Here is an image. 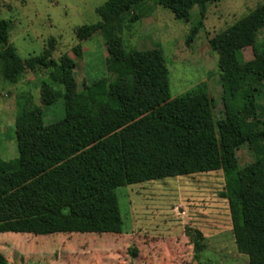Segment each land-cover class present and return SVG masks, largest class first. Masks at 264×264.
Segmentation results:
<instances>
[{"label":"trees","instance_id":"obj_1","mask_svg":"<svg viewBox=\"0 0 264 264\" xmlns=\"http://www.w3.org/2000/svg\"><path fill=\"white\" fill-rule=\"evenodd\" d=\"M219 1L108 0L96 10L98 24L76 30L78 42L102 34L107 51L106 76L81 90L71 57L52 59L53 38L40 55L21 60L8 41L10 23L0 18L2 78L16 83L26 71H44L47 78L39 85L41 107L29 93L17 103L18 158L0 160V234H122L116 189L221 171L220 197L227 202L235 249L248 264H264V108L257 100L264 47L256 43L264 3L208 41L218 55V117L205 84L172 98L161 50L126 52L118 36L147 2L186 22L196 7L199 21L187 38L190 44L207 6ZM246 48L253 56L247 61ZM72 53L82 58L80 44ZM60 99L63 119L45 125L44 111ZM243 148L251 161L241 166L237 153ZM195 234L197 250L201 236ZM0 264H9L1 252Z\"/></svg>","mask_w":264,"mask_h":264},{"label":"rangeland","instance_id":"obj_2","mask_svg":"<svg viewBox=\"0 0 264 264\" xmlns=\"http://www.w3.org/2000/svg\"><path fill=\"white\" fill-rule=\"evenodd\" d=\"M108 0H1L0 18L10 24L8 41L25 60L40 55L49 39L55 40L52 59L68 54L75 63L78 90L106 76L107 51L102 34L78 42L76 30L100 22L96 10ZM264 0H221L209 4L203 26L187 44L190 31L199 21L197 8L186 21L177 20L160 6L147 2L118 33L126 52L159 49L168 70L170 96L176 98L205 84L213 100L216 117L222 111L218 55L208 45L216 34L253 11ZM132 12L126 15L129 19ZM264 47V28L256 40ZM80 44L82 58L72 53ZM252 59L251 48L242 52ZM44 71H26L16 83L0 74V160L18 158L15 139L17 103L29 93L39 101ZM62 90L61 87H56ZM264 108L263 90L257 96ZM62 100L43 113L45 125L62 120ZM241 166L251 157L245 148L237 153ZM221 171L123 186L114 191L122 218V234H0V252L9 264H248L237 253L231 231ZM201 239L197 242L196 234Z\"/></svg>","mask_w":264,"mask_h":264},{"label":"water","instance_id":"obj_3","mask_svg":"<svg viewBox=\"0 0 264 264\" xmlns=\"http://www.w3.org/2000/svg\"><path fill=\"white\" fill-rule=\"evenodd\" d=\"M192 264H198L197 261H193Z\"/></svg>","mask_w":264,"mask_h":264},{"label":"crops","instance_id":"obj_4","mask_svg":"<svg viewBox=\"0 0 264 264\" xmlns=\"http://www.w3.org/2000/svg\"><path fill=\"white\" fill-rule=\"evenodd\" d=\"M113 235V234H112Z\"/></svg>","mask_w":264,"mask_h":264}]
</instances>
